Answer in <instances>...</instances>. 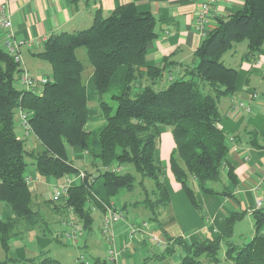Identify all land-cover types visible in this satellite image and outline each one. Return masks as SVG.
I'll return each instance as SVG.
<instances>
[{
    "label": "trees",
    "instance_id": "1",
    "mask_svg": "<svg viewBox=\"0 0 264 264\" xmlns=\"http://www.w3.org/2000/svg\"><path fill=\"white\" fill-rule=\"evenodd\" d=\"M156 23L153 13L125 2L107 14L96 9L86 28L49 34L36 53L51 68L41 92L16 87L21 68L0 45V201L16 215L14 219L0 218V247L5 252L19 225L33 229L45 221L37 197L25 181L28 168L57 179L76 173L80 168L70 160L67 148L78 146L86 152L91 170H85V177L68 187L67 199L45 202L61 215L72 206L82 233L92 230L94 209L102 214L114 196L139 186L143 197L129 204L147 210L143 220L153 223L166 240L162 251L146 257L143 264L148 259L164 260L176 248L178 264H204L202 255L218 262L223 244L234 264H264V208L251 212L254 233L241 243L233 242L231 236L235 222L246 214L243 210L225 217L221 234L197 241L171 235L163 228L159 216L169 210L170 193L155 154L160 127L170 126L174 145L169 170L192 205L200 209L199 191L228 193L222 176L229 145L218 125L222 119L218 103L237 88L238 67L228 56L237 53L244 60H253L261 51L264 0H244L241 8L218 18L195 49L193 64L159 87L164 66L146 63L148 43L157 35ZM80 47L85 48L92 66L97 119H104L92 128H87L90 105L82 78L85 66L76 54ZM18 108L30 113L38 141L34 147L16 134ZM255 144L259 145L257 140ZM115 164L125 169L116 172ZM226 176L235 182L231 166ZM145 179L152 181L150 188ZM126 206L124 203L123 208ZM49 257L40 264H60L54 258L46 261ZM93 263L106 264L99 257Z\"/></svg>",
    "mask_w": 264,
    "mask_h": 264
},
{
    "label": "crops",
    "instance_id": "2",
    "mask_svg": "<svg viewBox=\"0 0 264 264\" xmlns=\"http://www.w3.org/2000/svg\"><path fill=\"white\" fill-rule=\"evenodd\" d=\"M243 1L219 0L218 9L221 15L232 13L241 8ZM125 2H133L138 10L150 11L157 19V35L148 43L146 63L158 67L164 66L163 76L157 81V87L165 86L171 80L181 76L185 66L194 62L193 53L202 40L192 27L200 0H0V6L5 4L9 8L12 20L11 31L15 39L24 41L20 51L29 73L34 76H45L38 74L44 65L39 61L43 59L36 53L42 49V44L49 34L86 28L91 25L96 9L100 8L103 14H107ZM5 37V32L0 31V45ZM228 60L238 67L236 91L230 96L221 98L218 103L222 114L218 125L225 133L229 145L222 176L228 193L225 195L206 194L199 191L200 209L194 207L169 170V155L174 145L171 127L161 126L156 141V159L162 166L164 180L170 193L169 210L161 214L159 218L163 228L169 234L181 235L189 241L221 234L225 230L224 219L231 211L243 210L246 211L245 216H252L253 209L264 208V201L259 207L255 206L258 197L264 198V42L259 55L253 60H244L237 53H231ZM86 94L90 104V122H92L98 114V109L94 106L96 92L92 83V75L86 84ZM238 101H242L244 105L237 107ZM15 129L17 136L21 137V127L16 124ZM253 138L255 139L252 140ZM255 140L259 145L255 144ZM26 142L28 147H34L38 141L32 135L26 139ZM72 148L81 151L79 154H74L75 157L86 159V164H89L88 156L81 147H68V156L70 155L68 149ZM245 155L248 158H245ZM69 158L73 162L70 156ZM229 166L236 175L235 182L226 176ZM77 167L87 168V166ZM27 172L33 176L28 187L36 195L45 221L41 227L33 229L19 225L16 235L9 241V251L5 252L0 247V264L17 262L18 258L23 257L34 262L37 258L50 256L49 249L55 247L56 244H63L54 235H46L52 232L46 217L56 220L62 227L60 229H64L62 222L67 218V214L62 213L61 215V212L53 209V205L47 206L45 201L51 196L46 198L44 194L46 191L50 192V187L62 182L63 177L57 179L40 176L33 167H29ZM213 185L219 187L220 183ZM94 211L98 212L102 221L100 211L96 209ZM0 218L14 219L16 215L4 203L0 204ZM75 222L78 221L75 220ZM117 232L118 244L125 247L128 244V226L118 225ZM82 235L79 247L86 250L93 247L94 254L91 255V259L99 257L105 260V254L96 253L98 244L95 243L94 238L97 240L100 238L98 233L94 237H92V232L82 233ZM24 238H29L30 241L25 242ZM138 243L151 246V253L146 254L145 258L150 255L154 256L155 252L159 253L163 249L149 241ZM123 251L121 257L125 254ZM179 254L176 248L174 255H168L161 261L158 260L159 264H178L176 262H179L177 261ZM138 260L137 255L136 261ZM154 261L156 260L148 259L147 264H154Z\"/></svg>",
    "mask_w": 264,
    "mask_h": 264
},
{
    "label": "built area",
    "instance_id": "3",
    "mask_svg": "<svg viewBox=\"0 0 264 264\" xmlns=\"http://www.w3.org/2000/svg\"><path fill=\"white\" fill-rule=\"evenodd\" d=\"M219 0H200L199 9L196 17L193 21V29L204 38L207 33L213 29L221 16V12L218 9ZM12 20L9 8L2 4L0 6V31L5 32V39L2 42L3 49L13 58L20 69L18 75V81L27 89H33L41 92L43 85L49 80L48 76H34L31 75L24 65V61L21 55L20 47L24 44V41L15 39L12 31ZM244 103L238 101L237 107H242ZM15 116V124L22 129L21 139H28L34 135L30 124V113L22 108H18ZM232 140V138H230ZM248 158L247 155L244 156ZM113 170L116 172L122 171L125 168L121 165L115 164ZM85 177V171L82 169L77 170L76 173L66 175L59 182L51 188V198L55 202H60L68 198V187ZM33 180V176L26 172L25 181L29 184ZM264 201L263 197H258L255 202V206L259 207ZM67 218L62 222L64 226L63 236L68 239L72 245L79 246L82 238V231L80 230L77 222L74 220V211L72 206H67L65 212ZM120 224H126L129 228L127 234L128 243L131 241L144 242L149 241L158 248H164L166 240L162 234L153 228V223L143 219L129 220L126 218L124 211L117 209L112 202L104 207L102 212V221L100 225L101 233H98L99 237L105 235L106 248H105V263L106 264H118V260L121 257L123 246L118 244L117 227ZM71 264H94L93 259L86 254L79 252Z\"/></svg>",
    "mask_w": 264,
    "mask_h": 264
},
{
    "label": "rangeland",
    "instance_id": "4",
    "mask_svg": "<svg viewBox=\"0 0 264 264\" xmlns=\"http://www.w3.org/2000/svg\"><path fill=\"white\" fill-rule=\"evenodd\" d=\"M76 53H77L78 58L83 62L84 66H85V69L82 73V78H83L84 83L88 84V79L92 73V66L87 60V54H86L85 48L84 47L78 48ZM223 57H224V60L226 62V54ZM39 61L44 66L41 67L38 74L51 77L50 64L45 60H39ZM15 82H16L15 85L17 88H20V89L25 88L22 84L19 83L18 80H16ZM89 93H91L90 90H89ZM91 96H92V94L90 95V97ZM90 103H92V101H90ZM94 106L97 108L95 99H94ZM103 122H104V119L99 120L96 117L95 121L89 122V124L87 125V128H92L93 126L100 125ZM73 149L74 148L68 149V150H69V154H70L69 156L72 158L75 166L76 167L81 166L82 168H85L87 166L86 169H82V170H84V171L85 170H91V167L89 166V164H86V159H80L79 157H75L74 154H79L81 151H79L77 149L76 150H73ZM137 179H139V175H137ZM145 183H146L148 188H150L152 186V181L149 179H145ZM44 194H45L46 198L50 197L51 196V187H50V192L46 191ZM142 197H143L142 189L139 186H136V188L131 192H123L121 194L114 196L112 198V202L114 203V206L117 209H120V210L124 209V213H125V216L127 219H129V220H133V218H134V220L142 219V218H145L146 216H148V214H149L148 211L145 210L143 207L135 208L131 204H129V203H131L137 199L138 200L141 199ZM124 203L127 204L126 208H123ZM0 204H4V203L0 202ZM92 215H93L94 221H93L92 230L90 232H92V237H94L97 233H101V230H100L101 220H100V216H99L97 211L93 210ZM46 220L48 221L49 226L51 227V230H52V232L50 231V233L49 234L47 233L46 235L47 236L54 235V237L59 238L61 240V242L63 243V244H56L57 248H55L56 247L55 246V247H52L49 249L50 250V252H49L50 257L48 259H46V261L50 262V260L52 258H54V259H56L57 263L71 264L79 252H82L91 258V255L94 254L93 253L94 251L92 250V249H94L93 247H91L92 249H90V250H86L83 247L82 248L79 247L81 245V243L77 247L75 245H72L71 242L63 236L62 230H64V229H60L62 227L59 226V224L56 220H51V218L48 219L47 217H46ZM74 220H77L76 217H74ZM253 223H254V219L252 218V216H244L241 220H237L234 224V227H233V234L231 236V240L235 243H241L243 241H247V240L251 239V237L254 233V224ZM77 224H78V226L80 225L78 222H77ZM79 228L81 230L82 226L80 225ZM117 236H118V232H117ZM82 237H83V235H82ZM127 239H128V237H127ZM24 241L25 242L30 241V239L24 238ZM94 241H95V243L98 244V249H97L96 253L100 254V255L105 254V248H106L105 235H102L98 240L94 238ZM150 248H151V246L149 244H139L136 241H131L125 247H123V250H124L123 252H125V254H124V257L119 258L118 264H143V261H144L146 254L151 253ZM137 255L139 256L138 261H136ZM40 258H42V257H40ZM40 258H37L34 260V262H31V261H29L23 257V258H18L17 262H8V263H3V264H40V260H41ZM200 258L204 264H234L232 258L227 256L226 246L224 244L221 246V248L218 252V259H219L218 262H212L205 255H202ZM178 260H179V257L177 258V261ZM159 263L160 262L158 260L154 261V264H159ZM176 263H178V262H176Z\"/></svg>",
    "mask_w": 264,
    "mask_h": 264
}]
</instances>
